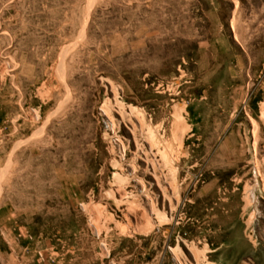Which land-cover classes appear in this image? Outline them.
Segmentation results:
<instances>
[{
	"label": "rangeland",
	"instance_id": "rangeland-1",
	"mask_svg": "<svg viewBox=\"0 0 264 264\" xmlns=\"http://www.w3.org/2000/svg\"><path fill=\"white\" fill-rule=\"evenodd\" d=\"M209 262L264 264V0H0V264Z\"/></svg>",
	"mask_w": 264,
	"mask_h": 264
},
{
	"label": "bare ground",
	"instance_id": "bare-ground-1",
	"mask_svg": "<svg viewBox=\"0 0 264 264\" xmlns=\"http://www.w3.org/2000/svg\"><path fill=\"white\" fill-rule=\"evenodd\" d=\"M139 215H140V217H142V219H143V214H142V213H139ZM208 264H210V262H209Z\"/></svg>",
	"mask_w": 264,
	"mask_h": 264
}]
</instances>
